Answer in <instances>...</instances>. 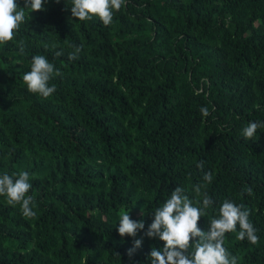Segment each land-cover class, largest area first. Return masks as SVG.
Wrapping results in <instances>:
<instances>
[{"label":"trees","instance_id":"obj_1","mask_svg":"<svg viewBox=\"0 0 264 264\" xmlns=\"http://www.w3.org/2000/svg\"><path fill=\"white\" fill-rule=\"evenodd\" d=\"M72 6L25 9L31 19L0 45V176L29 173L36 213L0 196V264H151L164 242L144 231L177 186L195 207L203 192L214 201L205 232L226 199L249 210L258 243L238 240L237 225L224 247L264 264V128L242 134L264 121V0H126L108 26ZM35 55L63 74L48 98L23 81ZM126 212L145 223L131 258L133 238L117 231Z\"/></svg>","mask_w":264,"mask_h":264},{"label":"clouds","instance_id":"obj_2","mask_svg":"<svg viewBox=\"0 0 264 264\" xmlns=\"http://www.w3.org/2000/svg\"><path fill=\"white\" fill-rule=\"evenodd\" d=\"M57 3L60 0H56ZM47 0H25L24 6L20 7L17 0H0V45L13 41L21 24L28 22L31 16L26 17L25 9L31 12L45 10ZM126 0H72L71 14L79 21H88L98 17L105 26L113 21L114 12H119ZM20 54H24L23 42L19 45ZM81 51L79 47L69 54L70 60L78 58ZM62 51L56 52V56L62 55ZM62 72L55 68L45 56L35 55L32 57L31 69L23 75V81L30 93L39 94L43 98L50 97L55 91V86H49V81L55 76H62ZM202 115L207 117V108L200 109ZM258 128H264V121L249 122L243 128L242 134L245 139L257 140ZM197 167L203 168V162ZM15 177V178H14ZM203 180L211 183L213 174L206 172ZM32 185L30 175L26 171L9 176L7 173L0 176V196L7 198L11 206H20L22 215L26 218L35 217L34 198L28 195ZM201 185L197 184L194 191L201 194ZM248 195H252L253 189H245ZM202 207H195L192 201L184 194V190L177 186L171 193L170 198L153 215V222L144 231L148 238H158L163 241V248H153L149 254L151 264H237L235 256L229 259V253L224 247L225 234L236 232L239 225L237 239L245 238L255 245L258 243L256 229L249 221V210L243 205H236L230 200H225L219 208V218L210 220L207 232L198 227V221L204 215V210L211 207L214 201L207 192H203ZM145 229L143 219L133 220L129 212L122 213L119 220L118 234L133 238V247L127 251L131 258L133 253L142 246L143 237L136 239L138 232ZM195 251L188 254V249L193 247ZM119 255V253H117Z\"/></svg>","mask_w":264,"mask_h":264}]
</instances>
